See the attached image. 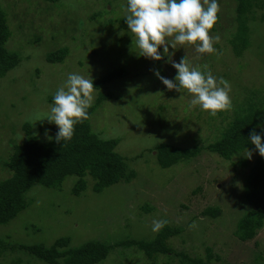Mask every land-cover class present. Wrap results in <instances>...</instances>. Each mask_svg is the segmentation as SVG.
<instances>
[{"label":"rangeland","instance_id":"rangeland-1","mask_svg":"<svg viewBox=\"0 0 264 264\" xmlns=\"http://www.w3.org/2000/svg\"><path fill=\"white\" fill-rule=\"evenodd\" d=\"M57 2L0 0V6L7 9L12 32L7 47L21 55L20 64L0 79V180L11 176L3 163L11 154L12 142L20 143L27 137L23 127L26 120L34 122L31 133L41 140L51 133L47 117L52 103L48 98L64 84L68 73L96 81L119 68L125 70L124 77L94 89L93 103L100 93H112L113 97L93 114L92 127L102 138L119 139L116 151L127 158L137 176L98 193L90 183L86 196L73 193L72 176L61 191L36 186L29 192V206L0 226V237L9 245L49 246L61 237H70L73 247L93 240L114 244L128 238L153 239L159 232L152 231L153 220L169 219L172 224L183 225L195 216L183 239L171 237L173 247L205 260L206 246H211L221 259L213 257L210 264H255L256 256L264 255V226L250 241H240L234 234L250 209L246 175L259 155L255 145L249 148L251 158L248 151L227 160L203 150L190 161L167 168L157 163L151 150L161 143L203 147L218 139L227 122L225 116L231 117L233 105L245 97L246 88L264 86V22L251 32L252 46L243 56H236L229 39L238 24L235 9L244 0H218L219 19L210 31V35L220 37L213 44L215 52L197 53L191 45L169 48L174 61L186 57L201 70L207 65L215 77L230 83L231 107L221 110L224 115L212 116L190 105L192 97L187 90H170L156 77L158 70L174 80L177 70L167 57L156 61L139 55L134 34L123 28L127 0ZM256 11L260 18L264 6ZM248 24L252 26L253 21ZM64 46L70 50L64 62L47 61L49 52ZM42 122L43 132L39 126ZM244 158L248 164L242 166ZM145 204L153 210L142 208ZM209 206L219 207L221 215L201 216ZM0 264L45 263L7 247ZM97 264L148 261L136 247L118 246Z\"/></svg>","mask_w":264,"mask_h":264},{"label":"trees","instance_id":"trees-1","mask_svg":"<svg viewBox=\"0 0 264 264\" xmlns=\"http://www.w3.org/2000/svg\"><path fill=\"white\" fill-rule=\"evenodd\" d=\"M57 4L59 0H46ZM261 0H244L236 7V30L231 34L229 42L233 46L236 56H243L244 52L252 46L251 32L255 25L264 22V14L258 18L257 8L262 9ZM7 9L0 6V79L21 62L18 51L7 47L12 36L10 31ZM219 19V15H218ZM217 19V21H218ZM249 20L253 21L249 26ZM257 20L258 22H256ZM260 20V21H259ZM123 28H127L122 20ZM112 24V22H111ZM260 26V25H259ZM67 46L49 52L46 59L50 63H62L69 54ZM125 70L119 68L94 81L95 89H100L108 83L122 78ZM243 84H247L243 82ZM249 85V84H247ZM238 86V85H236ZM239 87V86H238ZM246 87V86H245ZM241 90V89H240ZM52 97L48 101L52 103ZM113 97L112 93H100L96 101L88 109V118L75 125L71 140L57 142L54 137L57 126L49 122L52 129L49 136L53 139H40L31 133L34 122L26 120L23 127L27 137L22 142L13 141L10 146L8 160L5 165L11 176L0 180V226L6 225L22 210L29 206V192L36 186L63 190V184L69 177H74L73 193L86 196L90 183L93 190L103 192L104 189L119 182H129L137 176V172L130 168L116 147L117 138H102L93 130L92 116L101 104ZM230 118L225 116L226 125L220 132L216 141L209 142L200 147L195 144L189 148L177 147L172 144L161 143L151 151H155L157 163L163 167H171L181 162L190 161L203 150L218 154L220 157L232 160L234 156L241 155L254 145L249 141L250 134L255 131L261 133L260 124H264V86H248L245 97L236 102ZM222 111L218 112L221 115ZM224 115V113L222 114ZM43 132V122L39 124ZM264 139V136H262ZM240 164H248L247 159H241ZM247 178L246 199L250 206L248 212L239 220L235 229V236L243 242L256 237L258 231L264 226V157L260 154L249 169ZM142 208H149L146 204ZM219 207H207L201 216L217 218L221 215ZM181 214V213H180ZM181 216V215H180ZM200 217V216H199ZM196 217L191 216L183 225H175L166 219L167 223L150 240L128 238L114 244L98 240L88 241L81 246H71L70 237L58 238L53 244H13L0 237V257L5 250L11 248L28 254L37 262L45 264H97L104 261L111 250L118 246L136 247L147 258L148 264H210L213 257L221 258L213 252L211 246H206L207 258L192 256L185 250H178L170 243L171 237L186 234V227ZM262 260V263L259 261ZM255 264H264V255H257Z\"/></svg>","mask_w":264,"mask_h":264},{"label":"clouds","instance_id":"clouds-1","mask_svg":"<svg viewBox=\"0 0 264 264\" xmlns=\"http://www.w3.org/2000/svg\"><path fill=\"white\" fill-rule=\"evenodd\" d=\"M124 21L135 36L133 44L139 55L156 61L171 63L177 70L174 80L155 71L156 77L168 88L191 94L190 105L199 106L215 116L231 107L230 83L223 77H215L207 65L192 66L184 57L180 62L172 59L177 46L191 45L197 53H213L218 35H210L219 12L218 0H127ZM162 48V51H161ZM93 78L79 73H68L64 84L57 88L47 120L57 126L54 139L57 142L71 140L75 125L88 118V109L94 101ZM261 133L253 131L249 141L264 157V124L258 125ZM47 136L48 133L46 132ZM49 139L53 137L49 136ZM248 158L252 152L247 149ZM167 221L153 220L152 231L158 232ZM194 226V225H193Z\"/></svg>","mask_w":264,"mask_h":264}]
</instances>
